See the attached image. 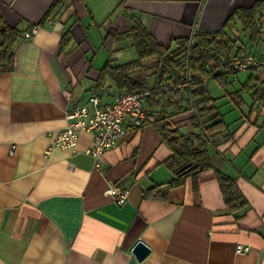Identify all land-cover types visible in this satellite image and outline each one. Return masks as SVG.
<instances>
[{
    "label": "crops",
    "instance_id": "0c3cea01",
    "mask_svg": "<svg viewBox=\"0 0 264 264\" xmlns=\"http://www.w3.org/2000/svg\"><path fill=\"white\" fill-rule=\"evenodd\" d=\"M257 1L0 0L7 24L23 33L43 21L31 38L17 42L12 71L0 73V264H264V111L251 110L259 104L252 108L249 91L241 89L255 77L264 84V68H248L243 80L229 74L224 86L213 79L224 91L217 97L234 104L228 120L210 94V79L200 84L226 124L209 145L212 161L247 199L233 212L211 170L180 186L162 185L164 197L144 193L174 176L165 165L171 149L149 122L128 130L96 159L87 152L88 132L80 133L75 148L53 144L68 123L66 115L87 102L110 58L95 66L86 42L97 35L102 46L138 19L164 47L180 40L191 45L194 34L225 27L237 8ZM256 18L264 20V0ZM66 28L70 39L61 47ZM237 28L232 33L243 41L246 55L263 57L264 42L249 43L248 31ZM175 73L183 74L149 75L146 82L179 89ZM104 80L108 92H99L102 104L112 101L110 91L116 89ZM192 116L188 111L171 120L186 132L197 131ZM105 180L128 189L123 204L105 192ZM138 241L150 249L141 261L132 253ZM238 244L249 249L237 253Z\"/></svg>",
    "mask_w": 264,
    "mask_h": 264
},
{
    "label": "trees",
    "instance_id": "16d2710c",
    "mask_svg": "<svg viewBox=\"0 0 264 264\" xmlns=\"http://www.w3.org/2000/svg\"><path fill=\"white\" fill-rule=\"evenodd\" d=\"M262 4L263 0H260L249 8H237L227 19L225 27L212 33L194 34L191 45L189 40H180L177 46L164 47L153 38L138 19H133L124 33L114 32L112 35L114 38L103 41L107 49L112 51L113 44L117 40L123 37L129 38L137 57L117 65L109 58L100 69L95 84L101 85L107 78L116 89L129 92L149 90V94L143 98L146 113L143 126L147 122L152 124L160 140L171 149L165 165L172 171L173 178L166 183L145 189V194L150 191L153 192V197H164V192L161 191L162 185L167 188L180 186L187 177L195 178L201 172L211 170L227 210L233 212L247 205V199L234 178L212 161L209 145L213 143L214 136L226 130V124L218 112L215 99L200 84L203 79L212 78L224 86L228 83L227 76L237 73L227 69L230 62L242 59L247 53L238 34L232 33V30L238 29L237 24L248 31L249 43L264 42V20L256 18V13ZM35 25L42 27L43 21ZM23 34L20 28L7 24L0 9V73L12 71L14 49L17 42L23 38ZM69 39V29L66 28L61 36V47ZM174 70L188 74V77L174 74L176 76L174 81L180 82L179 89L167 87L164 89L159 84L149 86L146 82L149 75L161 79ZM253 80L243 85L241 89L249 91L253 100L252 108H254L253 104H259L257 108L251 110L260 111L264 103V84L258 83L256 77ZM192 107L195 108V114L190 122L197 127V131L194 129L182 133L176 122L173 123L171 119L190 111ZM152 116L153 121H150ZM207 116L206 121L200 120ZM207 122L208 124L204 125Z\"/></svg>",
    "mask_w": 264,
    "mask_h": 264
},
{
    "label": "built area",
    "instance_id": "2783aa9c",
    "mask_svg": "<svg viewBox=\"0 0 264 264\" xmlns=\"http://www.w3.org/2000/svg\"><path fill=\"white\" fill-rule=\"evenodd\" d=\"M35 24L23 34L24 38H31L38 30ZM248 68H264V56L256 58L246 55L240 60L230 62L227 69L233 72L246 71ZM188 77L187 73H183ZM207 79L202 81L206 85ZM96 82V81H95ZM175 86L180 87V84ZM92 93L86 103L76 106L72 112L66 115L67 125L56 132L53 144L67 149L75 148L81 132H88L92 136V145L87 152L95 159L105 151L115 147L119 138L131 128L141 129L145 120V107L143 98L149 94V90L129 92L124 89H115L112 93V101L102 104L99 92L107 93L106 89L98 84L93 86ZM167 86H164L166 89ZM195 114V108H191ZM214 138V137H213ZM212 138V139H213ZM217 138V137H216ZM212 142H214L212 140ZM107 184L106 193L117 204H123L128 195V189L120 187L105 180ZM249 245L238 244L235 247L237 253H244Z\"/></svg>",
    "mask_w": 264,
    "mask_h": 264
},
{
    "label": "rangeland",
    "instance_id": "374dc122",
    "mask_svg": "<svg viewBox=\"0 0 264 264\" xmlns=\"http://www.w3.org/2000/svg\"><path fill=\"white\" fill-rule=\"evenodd\" d=\"M86 46L90 48V51L88 52L87 55L89 57L90 56L93 57L95 55L94 64L95 66L98 67L102 66L105 63L108 56H110V58L113 59V63L115 65L133 60L137 57L136 50L131 45V41L129 39H122L120 43L116 44L113 47L112 51H109L106 46L104 45L101 46V41L99 37L96 35L94 38L91 39L90 42L89 41L86 42ZM248 73L249 71H241L238 72L237 75L240 80H243L248 75ZM208 84H209V90L211 92L210 94L214 97L216 96L217 98L216 102L217 105H219L220 112L223 114L224 119L228 120L229 118L228 113L235 111L234 104L232 103V105L230 106L228 104L229 103L228 100H225L226 101L225 102L222 97H217V95L223 94L224 91L219 86H217V84L213 79L208 80ZM261 108L262 111H264V104L261 106ZM180 130L182 132H186L184 130V127H180Z\"/></svg>",
    "mask_w": 264,
    "mask_h": 264
},
{
    "label": "water",
    "instance_id": "95a60500",
    "mask_svg": "<svg viewBox=\"0 0 264 264\" xmlns=\"http://www.w3.org/2000/svg\"><path fill=\"white\" fill-rule=\"evenodd\" d=\"M149 251V247L141 241H138L132 249V253L138 261L143 260Z\"/></svg>",
    "mask_w": 264,
    "mask_h": 264
}]
</instances>
